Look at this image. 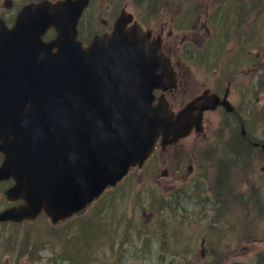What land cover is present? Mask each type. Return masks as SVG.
I'll return each instance as SVG.
<instances>
[{
    "label": "water",
    "instance_id": "obj_1",
    "mask_svg": "<svg viewBox=\"0 0 264 264\" xmlns=\"http://www.w3.org/2000/svg\"><path fill=\"white\" fill-rule=\"evenodd\" d=\"M87 2L29 3L11 28L0 24V179L13 177L4 192L23 199L0 210L1 221L43 209L56 222L82 209L141 165L157 136L164 145L200 130L202 110L217 103L203 94L176 113L163 95L153 103L154 88L174 85L158 37L126 27L123 9L82 47L76 24ZM49 26L56 35L43 41Z\"/></svg>",
    "mask_w": 264,
    "mask_h": 264
},
{
    "label": "rangeland",
    "instance_id": "obj_2",
    "mask_svg": "<svg viewBox=\"0 0 264 264\" xmlns=\"http://www.w3.org/2000/svg\"><path fill=\"white\" fill-rule=\"evenodd\" d=\"M92 0L89 7V13L85 17V30L91 28L92 32L96 30H103L101 27L102 20L108 19V25L113 17V10L120 8L124 2L126 7L133 10L136 16L144 21L149 22L148 13L154 23L153 32H157L158 27L167 26L175 20V15L179 14L180 7H178L181 0ZM214 2H220L221 8L219 13L226 14L227 8H231L233 4L235 9L231 12V18L226 15H222L220 22L224 25L228 21H232L235 13L236 27L239 34V38L244 35H248L246 30L253 29L254 32L258 29L259 21L255 20V14H248L250 7L253 5L249 3L247 6V0H193L192 12L195 13L193 18L189 22V27L179 28L178 33L174 32L178 36H182L184 40H188L186 55V63L181 67L186 74L198 76L201 78L202 68L197 66V55L200 50L199 43L208 40L206 33L198 32L196 25V18L201 17L203 19L202 12L204 7L214 4ZM119 7L117 4H119ZM122 3V4H121ZM115 6V9L112 7ZM156 9V10H154ZM116 11V13L118 12ZM148 12V13H147ZM115 13V14H116ZM200 13V14H199ZM199 16L197 17V15ZM243 15L246 18L250 16V27L246 28L248 23L242 22L243 19H239ZM253 15V16H252ZM115 16V15H114ZM215 18V15H213ZM177 18V16H176ZM242 22L244 30L242 31ZM246 23V24H245ZM212 23L211 25H213ZM174 27V25H173ZM191 30V32H189ZM193 31V32H192ZM229 31V26H228ZM210 32H214L213 27ZM256 33V32H255ZM87 34V33H86ZM258 38L264 36V29L262 32H257ZM255 34V35H256ZM91 35V34H90ZM230 32L226 33L228 37ZM163 36H166L164 32ZM264 38V37H263ZM264 40V39H263ZM212 41V37L209 39ZM228 43V41H227ZM241 47L247 54H262V48L264 50V41L259 46H256L255 41L247 42L244 46V41H240ZM179 48V47H178ZM240 46L237 45L234 51L235 58L239 54ZM254 62V61H253ZM248 68V67H247ZM253 68V67H251ZM260 72V73H259ZM240 75L245 79L247 84L251 85V92L246 90L242 91L241 94L244 96L242 99L245 100L247 107L245 111L241 112L240 115L244 121V126L252 127L251 132L253 136L264 137L262 134L263 125L255 124L252 125L251 114L253 111L261 112V116L254 118V122L263 123L264 117V67L260 62H256L251 72L250 69L241 70ZM199 83V82H198ZM201 83V82H200ZM195 82L191 86L182 90L177 94L174 100L175 107L179 106L180 102H185L194 95ZM248 87V86H247ZM239 111V110H238ZM221 124V123H220ZM215 126L208 120H205L203 126L202 135L203 138L201 147L206 153L201 151L200 155L208 154V162L214 161L212 154H220L219 151L213 153V143L205 144L206 138H213L215 136L229 138L232 136L231 128L226 125ZM222 126V127H219ZM254 126H258L255 129ZM190 136V141H191ZM181 142H185L182 140ZM211 142V141H210ZM200 148V144H199ZM207 148V149H206ZM197 150V149H196ZM195 150V152H196ZM164 156L159 160L154 159L155 166H145V170H137L131 176H128L118 186L111 188L105 192V194L91 203L85 212V216H89L94 219L89 225H86L85 229L97 232L99 239L98 243H90L86 246L88 249H92L94 246H100V249H94L90 252V256L85 254L89 250H82L84 253L81 255L83 263L80 264H232V257L239 262V264H264V256L258 259L255 255L256 252L264 251V212L260 214L262 205L260 201V194L264 190L260 191H246V195L251 198V206L246 209L247 214L242 213L239 215V219L232 222H226L224 229L226 235L230 240H220L217 242V237L212 230L213 221L212 216L216 215L212 211V203L207 201L203 202V198L200 197L202 189H207L206 186L211 185L214 180L216 170L212 164L206 166L205 173L200 176L195 186H193V192L189 190L187 195L182 196V202L184 209L178 208L171 211V215L167 214L164 209H158L155 215L151 214V211L155 209L159 202H164L162 197L165 198V192H167L168 186H171L176 180L170 179L168 176H159L160 172L167 166L164 162ZM162 161V162H161ZM260 162V160H259ZM258 162V163H259ZM216 163V162H215ZM219 165L221 163H218ZM236 177L237 188L240 189L238 183L242 182L244 178H247L243 172H238ZM156 175V178L154 177ZM200 186L196 190V187ZM3 185L0 184V207L5 205V199L2 195ZM198 193L199 195L195 194ZM227 195L225 200H228ZM206 201V200H205ZM228 208H232L229 204ZM180 209L183 210L182 214L187 216H181L176 221V215L180 214ZM230 209H228L229 211ZM192 212V213H191ZM241 212V211H240ZM239 212V213H240ZM194 213V214H193ZM234 216V213L232 214ZM215 217V216H214ZM76 217L72 219L71 231L68 235L72 236L75 233ZM51 224L49 219L40 215L33 221H23L20 223L14 222H0V264H59V255L61 239L67 236L68 224L61 222L56 224L51 229H47L46 225ZM172 228L183 230L184 234L172 235ZM104 230V232H101ZM52 232V233H51ZM93 232V233H94ZM160 232H164V235ZM81 233H86L83 231ZM89 233V232H88ZM169 235L166 236V234ZM97 234V233H96ZM95 234V235H96ZM229 234V235H228ZM159 235H163L166 240ZM86 238L82 237V241H86ZM263 240V241H260ZM93 241V240H90ZM55 245L57 255L52 254L50 247ZM81 246V245H80ZM164 248L161 250L160 248ZM233 251H231V250ZM181 250L183 251L182 253ZM185 252V253H184ZM230 255L229 257L226 255ZM29 256H31L29 258Z\"/></svg>",
    "mask_w": 264,
    "mask_h": 264
},
{
    "label": "flooded vegetation",
    "instance_id": "obj_3",
    "mask_svg": "<svg viewBox=\"0 0 264 264\" xmlns=\"http://www.w3.org/2000/svg\"><path fill=\"white\" fill-rule=\"evenodd\" d=\"M34 1L39 0H0V19L6 26H12L18 11L25 4ZM183 4L184 2L182 3V6ZM88 10L89 4L83 10V14L87 15L89 12ZM248 14H255V20L257 19L259 21L258 29L255 32H262L264 29V11H256L255 13ZM177 16V24L181 23L184 25L181 10ZM103 20L105 21V19ZM246 20L248 23L246 28H249L251 23L249 15H247L246 18L243 17L242 22H246ZM242 22L239 23L241 24ZM212 23L214 24L211 25ZM166 27L167 26L158 27L155 35H160L161 49L170 58L171 64L176 72L175 85L171 89H167L165 91V96L169 101L170 106L173 108L183 106L187 101L197 95L202 94L203 92L217 95L218 102L224 98L232 105V110H228L223 104L217 103L213 109H206L203 111L202 124H204L205 120H208L212 124L214 122L216 127H218L220 123L222 125L225 124L226 127L233 125L232 128L230 127L232 136L229 138L219 136L206 138V141L208 142L205 144L213 143V153H215L216 150L220 152V154H212L214 161L210 162H208L209 157H206L210 155H200V153H202L201 151L206 153L205 148L203 149L201 147V144L203 145V143L200 141H202L203 138L199 136L200 132H196L192 129L187 136L179 138L176 141L163 146L160 144L159 138H157L152 151L142 163V165L131 167L127 174L131 176L137 170L141 172L149 166H152L153 168L154 159L156 158L159 160L164 156L165 158L162 159H164V162L167 164V166L164 167L159 176H168L170 179L176 181L173 182L171 186H168L167 192H165L164 203L159 202V204L163 210L165 209L167 211L168 215H171L170 213L172 210L174 211L178 208H185L182 202V196L187 195L189 190L192 192L194 191L192 187L196 185V180L201 178L200 176H202L205 171H207V169H205L206 166L208 167L211 164L216 166L215 174L219 173L222 167L227 166L230 171L228 174L229 181L225 186L227 189L226 191L228 192V200H225L224 198V206L217 207L215 204H212V211L215 210L214 213H217L214 215L215 217L212 216V226L215 227L214 229L212 228V230L215 233V237H217V242L220 240H230V238L226 235L224 226L226 225V222L230 221V219L233 222L234 218L238 220L240 218L239 215L242 213L247 214L245 210L251 206L250 196L252 193L246 195V191L248 190V192H250L252 190H264V137L260 136L258 138L253 136L250 130L252 127H248L247 125L245 127L244 121L240 115V111H245V108L247 107L245 100L242 99L244 96H242L241 92H245L246 90L251 92V85L247 84L242 75H240V71L250 69L251 72V70L256 67V62H260L264 67L263 48L262 54L258 53L253 56L250 53L247 54L244 52L245 50L242 49L240 41H244V46L250 41H255L257 43L256 46H259L264 41V36L258 38V35L253 29H251L246 30L248 35L245 37L242 35V37L239 38V34L241 32H237L236 28H233L230 25H223L220 22L219 16L215 17L214 20L211 19V23L208 22V17H205L203 21L196 22L194 27L204 30L209 38L212 37V41H209L208 39L207 41L199 43L198 48H200V50L198 51L197 55V66H200L203 70L201 71V78H199L198 76L195 77L191 74L184 73L181 66L187 63L186 58L182 57V55L184 56L188 49L182 50V48L184 45H186V43L184 42V38L182 36L180 37L173 33L172 21L168 25L167 30H165ZM212 27L214 30L213 33L210 32ZM243 27L244 25L242 26V31L244 30ZM155 29H157V27ZM164 32H166V36H163ZM227 32H230L228 37L226 36ZM237 45L240 46V51L237 55V58H235L234 51ZM194 82V95L184 103L180 102L179 100V106L177 105L178 107H175V105L172 103H174L177 94L182 90L188 89ZM159 92L161 91H156L157 94ZM257 124L260 125V128L261 125H263L261 131L264 135V124ZM254 128L258 129V126H254ZM190 136L192 137L191 141L189 140ZM182 140H185V142H181ZM238 142L244 143L245 150H237ZM227 155L229 156L228 158H226ZM236 156L243 157V160H237ZM1 157L2 155L0 153V158ZM218 163L221 164L219 165ZM145 166L147 167L145 168ZM156 168L157 167L155 166V170ZM236 171L243 172L245 175H247V178H244L242 182L238 183L240 189L237 188L235 183L237 181L235 176L238 177ZM154 177L156 178V175ZM197 188L198 186L196 187V190ZM217 189H219V187H217ZM260 201L262 205V210H260L261 214L264 212V192H261L260 194ZM229 204L232 205V208H228ZM228 209L230 210L228 211ZM156 211L157 209L155 208L151 211V214L155 215ZM179 212V215L174 216L177 222L179 217L187 216L186 214H182L183 210L180 209ZM233 213L234 216H232ZM246 218H249V214H247ZM179 230L180 229L172 228V235H177V231ZM160 233L164 235V232ZM163 235H159V237H162ZM167 235H169V233H167L166 236ZM163 238L166 240L164 236ZM160 249L164 250L162 247ZM182 252L183 251L181 250L180 253ZM230 255H232V253Z\"/></svg>",
    "mask_w": 264,
    "mask_h": 264
},
{
    "label": "trees",
    "instance_id": "obj_4",
    "mask_svg": "<svg viewBox=\"0 0 264 264\" xmlns=\"http://www.w3.org/2000/svg\"><path fill=\"white\" fill-rule=\"evenodd\" d=\"M161 203H163V202H161ZM85 212H86V210L81 212V213H77L70 220H66L64 222L65 224H68V230H67L68 232H67V236L63 237L61 239V246H60L61 252L60 253H62V254L59 255V264H80L79 262L83 263V260L80 257H81V255H83V256H86V255H84V253H82V250H84V251L89 250L88 253H85V254L90 256V252L92 250L101 248L100 246H94L92 249L86 248V246L90 243L100 242L101 239H99V235H101V233H98V231L100 230L99 228H98L97 232H94V230L90 231L88 229H85L86 225L92 224L91 222L94 220L89 216H85ZM74 217H76V219H77L76 226H75L76 230H75V233H73L72 236H70L71 234L68 235V233H70V231H71V225H72L71 222H72V219ZM54 226H56V225L55 224L46 225L47 229H51ZM83 231H86V233H81ZM101 232H104V230H102ZM82 237L83 238L85 237L86 241L78 242L76 240V239H79ZM90 240H93V241H90ZM71 242L76 244V245H79V246L73 247ZM50 248L52 250V254L54 256L57 255V252H54V249H56L55 245H53ZM30 257L31 256H29V258Z\"/></svg>",
    "mask_w": 264,
    "mask_h": 264
},
{
    "label": "bare ground",
    "instance_id": "obj_5",
    "mask_svg": "<svg viewBox=\"0 0 264 264\" xmlns=\"http://www.w3.org/2000/svg\"><path fill=\"white\" fill-rule=\"evenodd\" d=\"M251 2L255 3L252 7V11L256 12V11H262L264 10V0H250ZM241 17H243V15H241ZM243 110H241L242 112ZM244 112V111H243ZM261 116V112H257V111H253L251 114V119H252V124H257L259 119L257 121L254 122V118H258ZM243 120V119H242ZM202 131V130H200ZM237 150L243 151L245 150V145L242 142H238L237 145ZM239 151V152H240ZM229 156L227 155L226 158H228ZM237 160H243V157L241 156H236ZM229 168L227 166H224L220 169L219 173H216L213 175V177L215 176L214 180H212L211 185L206 186L207 189H202L200 197H202L204 200L203 202H211L213 205L215 204L217 207L219 206H224L225 205V201L224 198L226 195H228V192L226 191V185L228 184L229 181ZM217 187H219V189H217ZM200 186H198L197 189H199ZM199 195L198 193L195 194ZM206 200V201H205ZM157 210L158 209H162L161 205L158 203L157 206L155 207ZM179 234H184L185 232L183 230H179L177 231ZM78 242H82V238L76 239ZM72 243V242H71ZM73 247H78L79 245H76L74 243H72Z\"/></svg>",
    "mask_w": 264,
    "mask_h": 264
}]
</instances>
